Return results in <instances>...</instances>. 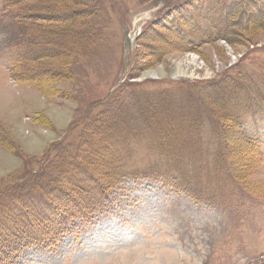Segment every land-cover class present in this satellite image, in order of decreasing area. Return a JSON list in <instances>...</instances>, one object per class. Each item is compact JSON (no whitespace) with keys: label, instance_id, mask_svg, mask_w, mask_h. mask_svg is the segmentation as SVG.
Returning <instances> with one entry per match:
<instances>
[{"label":"rangeland","instance_id":"1","mask_svg":"<svg viewBox=\"0 0 264 264\" xmlns=\"http://www.w3.org/2000/svg\"><path fill=\"white\" fill-rule=\"evenodd\" d=\"M48 1L30 3L41 11ZM83 1L94 8L83 21L35 23L48 33L62 27L52 38L77 50L38 64L60 77L42 72L47 80L40 86L19 83L8 47L0 49V135L8 137L0 139V195L48 164L46 154L56 160L88 118L108 108L94 105L73 126L127 77L125 40L140 31L131 84L114 102L132 104L140 92L166 94L155 119L172 123L171 136L165 144L153 138L139 147L132 166L143 175L122 179L103 211L76 221L53 247L30 246L11 264H264V25L245 30L236 44L218 35L221 16L235 2L264 12V0ZM81 2L66 1L62 10ZM5 5L0 0V42L7 35L1 31ZM192 6L201 17L175 20ZM91 32L94 42H82ZM179 34L189 43L178 44ZM171 77L181 80L170 83ZM63 162L52 166L62 171ZM170 169L185 188L173 187L168 176V185L154 177Z\"/></svg>","mask_w":264,"mask_h":264},{"label":"trees","instance_id":"2","mask_svg":"<svg viewBox=\"0 0 264 264\" xmlns=\"http://www.w3.org/2000/svg\"><path fill=\"white\" fill-rule=\"evenodd\" d=\"M31 1L33 0H5L2 15L8 18V21L2 22L5 25L1 31H5L7 35L1 41V48L10 49L12 75L17 80L25 83L34 82L40 86L47 80L44 75H40L42 72L50 73L51 78L60 77L61 73L53 72V68L39 67L38 64L63 57L68 59L73 54L75 56L77 50L72 52L71 43H67L71 51L65 50L63 43L52 38L51 34H56L62 27L51 28L49 35L44 27L36 29L35 23L42 20L50 24L80 22L84 16L92 15L94 8L82 0L81 4L66 11L62 9L69 6L66 1L71 0H50L53 4L48 1L47 7H41L40 11L30 3ZM238 5L241 8H234L233 11H230V8L226 16H221L222 22L218 30V35L234 44L241 41L240 36L245 30L264 25L263 11L256 12L250 4L243 6V1ZM193 8L196 18L201 17L200 7ZM244 15L247 17L245 20ZM191 18L193 17L190 8L185 17L180 16L175 20ZM167 25L170 29L173 28L165 24ZM94 34L95 32L87 33L83 36L82 42L87 43L90 38L89 42L93 43ZM176 37L178 44L189 43L182 34ZM165 95L140 92L132 104L114 102L116 96L105 105L108 106L105 111L88 118L79 137L73 143L62 146V154L57 156L56 160L53 158L49 160L46 154L44 161L46 160L45 163L48 164L39 172L22 183L10 184L1 192L0 264L13 263L24 248L29 246H53L59 236L69 232L76 221H87L93 214L103 209L107 202L106 195L115 190L120 180L129 175L136 177L142 174L140 169L132 166V160L139 154V147L153 138V143L159 141L165 144L171 136L168 125L172 123L169 120L165 122L163 119L161 121L159 118L155 119L157 114L155 111L163 106L162 102L166 106L168 99ZM147 96L149 100L145 104ZM225 104L227 102L222 105ZM4 134L1 131L0 139L8 138ZM0 142L3 143V140ZM60 144L62 142L55 145ZM61 160L64 161L60 165H63L62 171L59 170L60 167L56 169L52 166L61 163ZM174 169L164 171L163 176L165 178L169 172H174L176 176L172 181L180 186L183 184L181 176ZM168 180L167 178L165 181L168 183Z\"/></svg>","mask_w":264,"mask_h":264}]
</instances>
